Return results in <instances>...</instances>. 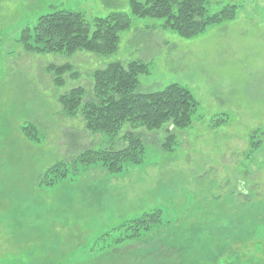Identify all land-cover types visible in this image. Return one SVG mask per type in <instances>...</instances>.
Wrapping results in <instances>:
<instances>
[{
  "label": "rangeland",
  "instance_id": "1",
  "mask_svg": "<svg viewBox=\"0 0 264 264\" xmlns=\"http://www.w3.org/2000/svg\"><path fill=\"white\" fill-rule=\"evenodd\" d=\"M129 2L0 0V264H264V0H208L209 15L235 6V18L189 40ZM56 11L91 27L124 13L131 27L110 57L26 52L22 30ZM114 61L148 65L137 93L178 84L198 108L185 129L144 131L138 164L73 169L80 153L122 144L86 132L57 96L81 87L89 100V76ZM65 64L74 78L55 88L45 69ZM60 163L65 178L45 186ZM155 211L159 225L119 228Z\"/></svg>",
  "mask_w": 264,
  "mask_h": 264
},
{
  "label": "trees",
  "instance_id": "2",
  "mask_svg": "<svg viewBox=\"0 0 264 264\" xmlns=\"http://www.w3.org/2000/svg\"><path fill=\"white\" fill-rule=\"evenodd\" d=\"M207 3L208 0H130L129 9L130 15L138 19L162 20L163 29L189 40L202 34L209 26L235 18V6L209 15ZM130 27V16L124 13L95 19L91 27L79 13L56 11L40 16L32 28L22 30L20 42L26 52L36 55L70 57L78 52H87L97 57H110L118 50L119 34ZM147 70L148 65L142 61L110 62L89 76L92 82L89 100L81 87L57 96L63 114L70 118L80 117L86 132L106 136L110 143L119 141L122 144L116 150L112 145L80 153L71 161V168L99 164L106 172L117 173L124 162L140 163L144 131H159L167 125L171 129L182 130L191 124L198 103L187 89L170 84L153 93L136 92L139 78L146 75ZM45 72L51 76L55 88L65 85L66 74L70 73L69 76L74 78L71 66L66 64L48 65ZM173 139L168 135L163 150H167ZM67 166L60 163L47 169L42 174L47 182L45 186L65 178ZM159 224L160 214L155 211L119 228L138 232ZM108 255L105 253L103 256Z\"/></svg>",
  "mask_w": 264,
  "mask_h": 264
}]
</instances>
